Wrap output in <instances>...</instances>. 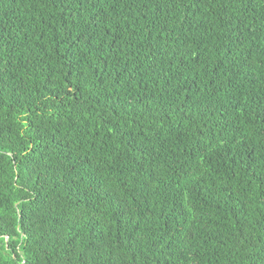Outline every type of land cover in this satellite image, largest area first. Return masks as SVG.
Segmentation results:
<instances>
[{
	"label": "trees",
	"instance_id": "trees-1",
	"mask_svg": "<svg viewBox=\"0 0 264 264\" xmlns=\"http://www.w3.org/2000/svg\"><path fill=\"white\" fill-rule=\"evenodd\" d=\"M0 264H264V0H0Z\"/></svg>",
	"mask_w": 264,
	"mask_h": 264
}]
</instances>
